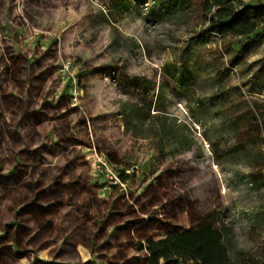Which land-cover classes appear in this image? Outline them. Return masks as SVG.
<instances>
[{"label":"rangeland","instance_id":"obj_1","mask_svg":"<svg viewBox=\"0 0 264 264\" xmlns=\"http://www.w3.org/2000/svg\"><path fill=\"white\" fill-rule=\"evenodd\" d=\"M202 27L152 0H0V264H81L87 247L146 264L138 242L204 226L264 243V141L236 139L264 104V35L219 56ZM74 77L97 99L53 96Z\"/></svg>","mask_w":264,"mask_h":264},{"label":"trees","instance_id":"obj_2","mask_svg":"<svg viewBox=\"0 0 264 264\" xmlns=\"http://www.w3.org/2000/svg\"><path fill=\"white\" fill-rule=\"evenodd\" d=\"M152 1L160 6L163 14L174 18L176 22L191 20L195 26L203 24L202 28L194 32L195 36L210 34L216 37L220 43L219 56L223 54L224 49L230 47L234 39L241 43L264 35V0ZM111 2L116 6H125V0ZM228 60L232 61L231 58ZM224 69L228 72V66ZM133 80L130 83L139 87L140 79ZM225 97L228 98L229 95ZM250 108L252 111L249 119L245 120L239 115L243 121L236 136L239 143L264 141V104L256 101ZM134 110L143 112L144 109L136 107ZM147 115L149 116V113ZM124 121L126 129H131L130 113L126 114ZM187 148H190V144ZM120 176L122 177L121 173ZM252 176L260 181L264 179V171L254 172ZM136 250L145 251L146 264H264V243L252 249L237 250L230 228L225 225L220 228L204 226L168 232L149 243L138 242Z\"/></svg>","mask_w":264,"mask_h":264},{"label":"crops","instance_id":"obj_3","mask_svg":"<svg viewBox=\"0 0 264 264\" xmlns=\"http://www.w3.org/2000/svg\"><path fill=\"white\" fill-rule=\"evenodd\" d=\"M62 63V62H61ZM60 62H59V59H57V61H56V65L58 66V71H61V70H63V68H62V64H61ZM60 75V74H59ZM78 80V81H77ZM72 86H68V88H67V86H65L64 84H65V81H58V83H57V85H56V89H55V91H54V94H53V96L55 97V98H57V97H61L62 95H60V93L61 92H63L64 94H66V93H68L69 94V91H70V93L72 94V91H77L78 93V96L77 97H79V99L78 100H82L83 98H85L86 100H88L89 98H91V97H94V99L96 100L97 98L95 97V94H93V92L91 93V91H90V88H89V86H90V84H89V81H80V79H78L77 77H74V79H73V81H72ZM91 87V90H93V88H92V86H90ZM74 93V92H73ZM89 93H90V95H89ZM104 111H106L107 110V108L105 107V109H103ZM130 134H132L129 130L128 131H126V136H129V137H132V140H134V142H140V140H141V138H139V137H133V136H131ZM129 142H130V140H128V144H129ZM92 155H97V153H93ZM88 158H89V156H88ZM111 159V158H110ZM109 159V162H110V164H112V166H116L117 165V163L113 160V159H111L110 160ZM121 171H122V169H120ZM93 176H94V178L95 179H97V180H99L100 181V179H102V177H99L98 176V174L97 173H93ZM104 188V187H103ZM81 230H82V228L84 227V225L83 224H81ZM85 241L86 240H83L81 243L77 240L76 241V244H85ZM88 242V241H87ZM89 243H90V240H89ZM81 257H80V261H82V263L81 264H101L99 261V257H94V256H92L91 255V252H90V248L89 247H87L86 248V250H83V252L81 253V255H80ZM104 262V264L106 263V264H108L107 262H105V261H103ZM35 264H48V263H46L45 261H41V260H38L37 262H35ZM55 264H57V263H55Z\"/></svg>","mask_w":264,"mask_h":264},{"label":"built area","instance_id":"obj_4","mask_svg":"<svg viewBox=\"0 0 264 264\" xmlns=\"http://www.w3.org/2000/svg\"><path fill=\"white\" fill-rule=\"evenodd\" d=\"M243 1H246V2H248V1H253V0H243ZM66 66V65H65ZM76 91H74V94H76L75 93ZM100 164L102 165V166H106V162L104 161V160H100ZM119 176H120V172H113L112 173V178H113V181L114 182H119ZM121 177V176H120ZM121 182V181H120ZM119 182V183H120Z\"/></svg>","mask_w":264,"mask_h":264}]
</instances>
